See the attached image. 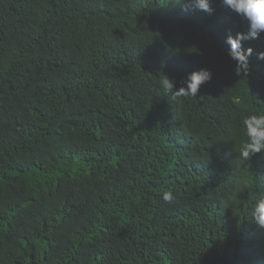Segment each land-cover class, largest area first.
Wrapping results in <instances>:
<instances>
[{
	"label": "trees",
	"instance_id": "trees-1",
	"mask_svg": "<svg viewBox=\"0 0 264 264\" xmlns=\"http://www.w3.org/2000/svg\"><path fill=\"white\" fill-rule=\"evenodd\" d=\"M211 7L0 0V264H264V154L239 155L264 34L235 75L245 24ZM200 68L195 98L160 86Z\"/></svg>",
	"mask_w": 264,
	"mask_h": 264
},
{
	"label": "clouds",
	"instance_id": "clouds-1",
	"mask_svg": "<svg viewBox=\"0 0 264 264\" xmlns=\"http://www.w3.org/2000/svg\"><path fill=\"white\" fill-rule=\"evenodd\" d=\"M179 2V0H177ZM221 7L236 14L244 22L246 31L237 32L235 36L229 34L226 43L229 46L228 55L235 61L234 74L237 76L249 77L251 69L249 57L252 48H244L243 42L258 39L264 34V0H219ZM193 6L204 12L211 13V0H193ZM187 11V8L184 9ZM258 60H264V51L257 53ZM213 77V73L208 68H200L186 73L183 82L177 86L174 79L169 76L161 81L160 86L173 97L195 98L201 87L208 84ZM246 139L240 144L239 155L248 160L256 153L264 154V113L249 114L242 121ZM166 203H173L176 197L171 191H166L162 195ZM252 220L257 227L264 229V197L254 201L252 209Z\"/></svg>",
	"mask_w": 264,
	"mask_h": 264
}]
</instances>
